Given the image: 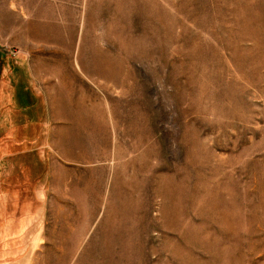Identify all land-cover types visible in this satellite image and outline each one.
<instances>
[{
    "label": "rangeland",
    "instance_id": "1",
    "mask_svg": "<svg viewBox=\"0 0 264 264\" xmlns=\"http://www.w3.org/2000/svg\"><path fill=\"white\" fill-rule=\"evenodd\" d=\"M0 264H264V0H0Z\"/></svg>",
    "mask_w": 264,
    "mask_h": 264
}]
</instances>
